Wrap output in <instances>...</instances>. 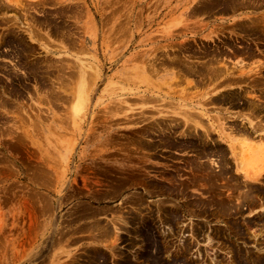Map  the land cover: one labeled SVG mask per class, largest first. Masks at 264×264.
<instances>
[{"label": "rangeland", "instance_id": "obj_1", "mask_svg": "<svg viewBox=\"0 0 264 264\" xmlns=\"http://www.w3.org/2000/svg\"><path fill=\"white\" fill-rule=\"evenodd\" d=\"M250 1L0 0V264H264V176L221 136L264 140Z\"/></svg>", "mask_w": 264, "mask_h": 264}, {"label": "bare ground", "instance_id": "obj_2", "mask_svg": "<svg viewBox=\"0 0 264 264\" xmlns=\"http://www.w3.org/2000/svg\"><path fill=\"white\" fill-rule=\"evenodd\" d=\"M245 1V0H244ZM250 1V0H249ZM256 1V0H255ZM240 2V1H239ZM259 2V1H258ZM261 2V1H260ZM250 3H251V1H250ZM253 3V2H252ZM247 4V3H246ZM261 4V3H260ZM36 5V4H35ZM40 5V4H39ZM198 5H199V3H198ZM252 5V4H251ZM253 5H256V4H254L253 3ZM259 5V4H258ZM222 6V5H221ZM233 6V5H232ZM245 6V5H244ZM232 8V7H231ZM235 8H237V7H235ZM217 9V8H216ZM233 10H234V8H232ZM240 9H241V7H240ZM244 9H245V7H244ZM214 10V9H213ZM235 11V10H234ZM232 12V11H231ZM211 13V12H210ZM192 14V13H191ZM202 14V13H201ZM204 14V13H203ZM197 15V14H196ZM233 15V14H232ZM187 18V17H186ZM251 19V18H250ZM252 19H254V18H252ZM252 19H251V21H252ZM249 20V19H248ZM35 21V20H34ZM47 21V20H46ZM185 21V20H184ZM254 21V20H253ZM253 21L251 22V24H253ZM257 22L256 23H259L258 21H260L259 20V18H258V20H256ZM262 22V21H261ZM40 23V22H39ZM264 23V22H263ZM197 24V23H196ZM250 24V23H249ZM127 25V24H126ZM195 25V24H194ZM216 25V24H215ZM218 25V24H217ZM247 25V24H246ZM119 26V25H118ZM250 26V25H249ZM257 26V25H256ZM121 27V26H120ZM251 27H252V25H251ZM261 27V26H260ZM249 28V27H248ZM34 29H36V31H37V28H34ZM193 29V28H192ZM258 29V28H257ZM66 30V29H65ZM191 30V29H190ZM35 31V30H34ZM63 31H64V29H63ZM183 31V30H182ZM221 31V30H220ZM242 31H243V29H242ZM62 32V31H61ZM223 32V31H222ZM12 33V32H11ZM14 33V32H13ZM31 33V32H30ZM38 33V32H37ZM60 33V32H59ZM67 33V32H66ZM65 33V34H66ZM210 33V32H209ZM250 33V32H249ZM264 33V32H263ZM16 35V34H15ZM61 35V34H60ZM63 35V34H62ZM69 35V34H68ZM35 36H38V35H35ZM66 36V35H65ZM31 37H33V35H32V33H31ZM185 40V39H184ZM188 40V39H187ZM15 45V44H14ZM18 45V44H17ZM19 47V46H18ZM184 48V47H183ZM198 49V48H197ZM217 49V48H216ZM33 50V49H32ZM200 50H201V48H200ZM218 50V49H217ZM199 51V50H198ZM24 52V51H23ZM186 52V51H185ZM243 52V51H242ZM174 53V52H173ZM190 53V52H189ZM234 53V52H233ZM241 53V52H240ZM255 53V52H254ZM253 53V54H254ZM157 54V53H156ZM174 54H176V53H174ZM215 54V53H214ZM232 54V53H231ZM171 55V54H170ZM177 55V54H176ZM190 55V54H189ZM189 55L187 56V57H189ZM193 55H195V54H193ZM204 55V54H203ZM202 55V56H203ZM226 55V54H225ZM233 55H235V54H233ZM175 56V55H174ZM182 56V55H181ZM196 56H197V54H196ZM199 56V55H198ZM211 56H213V55H211ZM236 56H239V54H237V55H235V57ZM242 56V55H241ZM244 56V55H243ZM246 56V55H245ZM248 56V55H247ZM251 56V55H250ZM168 57V56H167ZM194 57V56H193ZM206 57V56H205ZM214 57H215V55H214ZM218 57H219V59H220V57L221 58H223V55L222 56H219L218 55ZM229 57V56H228ZM231 57V56H230ZM173 58H177V56L176 57H173ZM190 58H191V56H190ZM197 58V57H196ZM207 58H209L208 56H207ZM207 58L205 59V60H207ZM213 58V57H212ZM225 58H227V57H225ZM246 58V57H245ZM140 59V58H139ZM180 59V58H179ZM185 59V58H184ZM204 59V58H203ZM203 59H202V61H203ZM174 60V59H173ZM176 60V59H175ZM186 60V59H185ZM201 60V59H200ZM214 60H215V58H214ZM224 60V59H223ZM171 61V60H170ZM169 61V62H170ZM187 62L189 61L188 59L186 60ZM185 61V62H186ZM193 61H195V60H192V62ZM146 62V61H145ZM179 62V61H178ZM180 62H181V60H180ZM186 62V67H188L187 66V64L189 63H187ZM191 62V61H190ZM196 62V61H195ZM198 62V61H197ZM196 62V63H197ZM207 62V61H206ZM208 62H210V61H208ZM216 62H218V63H215L216 65L217 64H219L220 65V62H221V60H219L218 61V58H217V61ZM241 62V61H240ZM52 63V62H51ZM182 63H184V62H182ZM195 63V64H196ZM205 63V62H204ZM223 63V61L221 62V64ZM226 63V62H225ZM228 63V62H227ZM230 63V62H229ZM190 64V63H189ZM188 64V65H189ZM201 63L199 62V65H200ZM203 64V63H202ZM210 64H212V66L214 65V63L211 61V63ZM209 64V65H210ZM146 65V64H145ZM169 65V64H168ZM190 65H192V64H190ZM189 65V67H192V66H190ZM204 65H206V64H204ZM209 65H207V66H209ZM224 65V64H223ZM228 65V64H227ZM170 66V65H169ZM173 66V65H172ZM171 66V67H172ZM211 66V65H210ZM211 66V69H213V67ZM222 66V65H221ZM236 65H234L233 67H235ZM238 66V65H237ZM250 66V65H249ZM21 67V66H20ZM23 67V66H22ZM178 67V66H177ZM217 69H216V71L218 70V69H221L222 71H223V69H222V67H218V66H215ZM228 67V66H227ZM226 67V68H227ZM239 67V66H238ZM238 67H237V69H238ZM241 67H243V66H241ZM241 67H239L240 69H241ZM252 67V66H251ZM178 68H180V67H178ZM185 68V67H184ZM231 68V67H230ZM244 68V67H243ZM242 68V69H243ZM259 68H261V67H259ZM195 69H196V67H195ZM208 69V68H207ZM210 69V68H209ZM210 69V70H211ZM262 69V68H261ZM42 70V69H41ZM179 70V69H178ZM199 70V69H198ZM210 70H208V71H210ZM220 70V71H221ZM229 70V69H228ZM181 71H182V69H181ZM191 71V70H190ZM212 71V70H211ZM214 71H215V69H214ZM221 71V72H222ZM238 71V70H237ZM243 71H244V69H243ZM256 71V70H255ZM185 72V71H184ZM196 72V71H195ZM204 72V71H203ZM206 73H207V71H205ZM221 72H220V75H222L223 74V72H222V74H221ZM230 72V71H229ZM240 72H242V70L240 71ZM182 73V72H181ZM193 73V72H192ZM197 73V72H196ZM195 73V74H196ZM202 73V72H201ZM209 73V72H208ZM207 73V74H208ZM217 73H218V71H217ZM234 73V72H233ZM244 73V72H243ZM258 73V72H257ZM180 74V73H179ZM185 74V73H184ZM184 74H182V75H184ZM190 74V73H189ZM194 74V75H195ZM200 74V73H199ZM198 74V75H199ZM214 73H212L211 74V76L213 75ZM216 74V73H215ZM42 75H44V74H42ZM204 75H206V74H204ZM210 75V74H209ZM218 75H219V73H218ZM217 74L215 75V76H218ZM224 75V74H223ZM222 75V76H223ZM27 76V75H26ZM184 76H186V75H184ZM202 76V75H201ZM200 76V77H201ZM214 76V77H215ZM204 77V76H203ZM208 77V76H207ZM206 77V78H207ZM210 77V76H209ZM208 77V78H209ZM213 76H212V78H214ZM215 78H217L218 79V77H215ZM229 78V77H228ZM201 79V81H203L202 80V78H200ZM199 79V80H200ZM204 79V78H203ZM210 79V78H209ZM208 79V80H209ZM205 80V79H204ZM231 80V79H230ZM213 81H215V80H213ZM227 81V80H226ZM237 82V81H236ZM223 83V82H222ZM175 84V83H174ZM198 84V83H197ZM81 88H83V86L81 87ZM214 89V88H213ZM83 89H81V91H82ZM84 91V90H83ZM82 91V92H83ZM4 92V91H3ZM6 92V91H5ZM249 92V91H248ZM205 93V92H204ZM7 94H9V93H7ZM84 94V93H83ZM82 94V95H83ZM227 94V93H226ZM248 94V93H247ZM260 94V93H259ZM263 94V93H262ZM224 95V94H223ZM261 95V94H260ZM6 96V95H5ZM60 96V95H59ZM264 96V95H263ZM146 97V96H145ZM203 97V96H202ZM211 97V96H210ZM209 97V95H208V99L210 98ZM224 97V96H223ZM6 98V97H5ZM85 98V97H84ZM148 98V100H149V98L150 97H146V99ZM161 98V97H160ZM172 98V97H171ZM205 98V97H204ZM221 98V97H220ZM263 98V97H262ZM83 99V98H82ZM86 99V98H85ZM84 99V100H85ZM201 99V98H200ZM207 99V98H206ZM224 99V98H223ZM229 99V98H228ZM222 100V99H221ZM10 101V100H9ZM12 101V100H11ZM142 101H143V99H142ZM157 101V100H156ZM202 101V100H201ZM208 101V100H207ZM212 100L211 99H209V102H211ZM229 101V100H228ZM252 101V100H251ZM258 101V100H257ZM0 102H2L1 100H0ZM202 102H204L205 103V101H204V99H203V101ZM217 102V101H216ZM219 102H220V100H219ZM225 102V101H224ZM7 103V102H6ZM81 103H82V101H81ZM166 103V102H165ZM212 104H217V103H213V102H211ZM246 103V102H245ZM53 104V103H52ZM174 104V103H173ZM210 104V103H209ZM219 104V103H218ZM225 104H226V102H225ZM224 104V105H225ZM15 105V104H14ZM170 105H171V103H170ZM207 105V104H206ZM220 105V104H219ZM252 105H256V104H252ZM251 105V106H252ZM12 106H13V104H12ZM178 106V105H177ZM257 106V105H256ZM256 106H254V108H256ZM263 106V105H262ZM264 107V106H263ZM175 108H176V106H175ZM198 108V107H197ZM202 108V107H201ZM253 108V109H254ZM251 109V108H250ZM260 109V108H259ZM158 110V109H157ZM189 110V109H188ZM193 110H195V113L196 114H198V116H196V115H193L194 113H191L193 116H196V117H199V115L201 116V117H203V120H204V117L206 118V116H205V113H203L204 111H201V110H198V109H192L191 111H193ZM153 111V110H152ZM160 111V110H159ZM165 111V110H164ZM169 111V110H168ZM156 112V111H155ZM171 112V111H170ZM256 113H257V111H255ZM258 112H260V111H258ZM262 112V111H261ZM260 112V113H261ZM180 113H183L182 111L180 112ZM186 113H188L187 111H186ZM186 113L184 114V115H186ZM191 114H190V116H189V114H187L186 116H182L186 121H188V119H187V117L189 116V117H192L191 116ZM252 114H254L253 112H252ZM259 114V113H258ZM256 114H254V116H255ZM241 116V115H240ZM239 116V117H240ZM257 116V115H256ZM188 117V118H189ZM247 117H249V116H247ZM262 117V116H261ZM171 118H172V116H171ZM176 118H179V117H176ZM195 117H193V118H189V119H194ZM225 118V117H224ZM161 119V118H160ZM160 119H158L159 121H160ZM167 119V118H166ZM200 119V118H199ZM157 120V121H158ZM162 120H164V119H161V121ZM211 120V119H210ZM134 121V120H133ZM152 121V120H151ZM151 121H149V122H151ZM166 121V120H165ZM168 121H169V119H168ZM171 121V120H170ZM169 121V122H170ZM172 121H175L174 119L172 120ZM178 121H180V119L178 120ZM183 120H181L180 122H182ZM194 121V120H193ZM205 121V120H204ZM148 122V123H149ZM153 122V121H152ZM167 122V121H166ZM207 122V121H206ZM212 122V121H211ZM147 123V124H148ZM164 123V122H163ZM175 123V122H174ZM191 123V122H190ZM190 123H188V124H186V125H189L190 126ZM196 123V125L198 126V127H200L201 129H203V130H205L204 129V127L202 126V125H200L199 123H198V121H196L195 122ZM146 124V125H147ZM150 124V123H149ZM148 124V125H149ZM161 124V123H160ZM165 124V123H164ZM170 124V123H169ZM168 124V125H169ZM181 124H184L183 122L181 123ZM191 124H193V123H191ZM203 124H205L206 125V123H203ZM213 124V123H212ZM220 124V123H219ZM238 124V123H237ZM250 124L252 125V123L250 122ZM262 124V123H261ZM152 125V124H151ZM163 125V124H162ZM210 125V124H209ZM223 125V124H222ZM239 126H240V123L238 124ZM254 125V124H253ZM256 125V124H255ZM254 125V126H255ZM257 125H259V124H257ZM156 126V125H155ZM194 126L195 125H193V127L192 126H190V127H192V128H194ZM196 126V127H197ZM229 126V125H228ZM228 126H222V130H221V136L222 137H224L225 138V141H226V143H228V146H229V148H230V151H231V155H232V160H233V162L232 163H234V168H235V173H236V175L238 176V177H241V181H243V183L242 184H244V183H254V181H257V180H260L261 178H263V176L264 175H262L263 174V172H264V157L262 156H260L259 155V153L262 155L263 154V152H264V140H262L263 139V137L262 136H260L261 138L259 139V141L261 142L260 143V145H255V144H252V143H249L247 140H248V137H245V138H247V139H243V142L242 141H238V139L235 137V135H236V133L235 134H233V128H232V130L230 129V130H228ZM232 126H233V123H232ZM246 126H248V124L246 125ZM253 126V127H254ZM145 128H146V126H144ZM158 128H159V126H157ZM156 127V128H157ZM164 128L165 127H168V126H163ZM186 127V126H185ZM197 127V128H198ZM207 127H208V125H207ZM210 127V126H209ZM208 127V128H209ZM214 127V126H213ZM243 127V126H242ZM241 127V128H242ZM163 128V129H164ZM187 128V127H186ZM186 128L184 129V130H186ZM217 128V127H216ZM241 128H239L240 129V131H241ZM250 128V127H249ZM148 129H150V128H148ZM163 129H160V130H163ZM171 129V128H170ZM188 129V128H187ZM200 129V130H201ZM210 129V128H209ZM218 129V128H217ZM235 129V128H234ZM236 129H237V126H236ZM235 129V130H236ZM253 129V128H252ZM252 129H250V130H252ZM255 129V128H254ZM159 130V131H160ZM173 130V129H172ZM179 131H180V129H178ZM177 130V131H178ZM243 130V129H242ZM8 131V130H7ZM134 131V130H133ZM149 131H151V129L149 130ZM152 131H154V130H152ZM151 131V132H152ZM163 131H165V130H163ZM187 131H191V130H187ZM197 131V130H196ZM209 131H211V130H209ZM208 131V132H209ZM217 131V130H216ZM246 131H248V129H246ZM245 131V132H246ZM138 132V131H137ZM175 132V131H174ZM192 132V131H191ZM212 132V131H211ZM210 132V133H211ZM237 132H239V131H237ZM154 133H155V131H154ZM169 133H170V131H169ZM169 133H168V135H169ZM179 133V132H178ZM186 133V132H185ZM210 133L208 134V135H210ZM212 133H214V132H212ZM244 135H245V133L244 132H242ZM248 133V132H247ZM246 133V134H247ZM141 134V133H140ZM139 134V135H140ZM163 134V133H162ZM184 134V133H183ZM242 134V135H243ZM251 134V131H250V133H249V135ZM253 134H254V132H253ZM143 135V134H142ZM158 135V134H157ZM181 135V134H180ZM196 135H198V134H196ZM239 135H240V132H239ZM241 135V136H242ZM244 135H243V137H244ZM249 135H247V136H249ZM136 136V135H135ZM141 136V135H140ZM172 136V135H171ZM176 136V135H175ZM187 136L189 137L190 135H188V133H187ZM246 136V135H245ZM251 136V135H250ZM19 137V136H18ZM146 137V136H145ZM150 137V136H149ZM180 137V136H179ZM182 137V136H181ZM183 137H184V135H183ZM197 137V136H196ZM199 137H202V136H199ZM205 137H207V136H205ZM204 137V138H205ZM221 137V138H222ZM139 138V137H138ZM137 138V139H138ZM159 138V137H158ZM212 138V137H211ZM210 138V139H211ZM215 138V137H214ZM250 139V138H249ZM140 140V139H139ZM145 140V139H144ZM159 140H161V139H159ZM199 140V139H198ZM205 140V139H204ZM213 140V139H212ZM147 141V140H146ZM162 141V140H161ZM160 141V142H161ZM206 141V140H205ZM205 141H204V143H205ZM221 141V140H220ZM219 141V142H220ZM133 142H134V140H133ZM148 142H149V140H148ZM163 142V141H162ZM209 142V141H208ZM216 142V141H215ZM222 142V141H221ZM218 143V142H217ZM225 143V144H226ZM134 144H136V142H134ZM139 145V144H138ZM136 146H137V144H136ZM142 146V145H141ZM140 146V147H141ZM227 146V145H226ZM177 148V147H176ZM199 148V147H198ZM193 149V148H192ZM210 150V149H209ZM215 150V149H214ZM216 151V150H215ZM229 151V150H228ZM230 151H229V153H230ZM220 152V151H219ZM213 153V152H212ZM204 154H205V152H204ZM217 154H218V152H217ZM220 154V153H219ZM197 155V154H196ZM196 155L194 156V157H196ZM199 155V154H198ZM212 155V154H211ZM208 156V155H207ZM219 156H221V154L219 155ZM214 157H216V156H214ZM207 158H209V157H207ZM201 159V158H200ZM211 159V158H210ZM209 159V160H210ZM198 160V159H197ZM204 160H208V159H204ZM231 160V161H232ZM196 162V161H195ZM202 162V161H201ZM210 162H211V160H210ZM213 162V161H212ZM217 162V161H216ZM199 163V162H198ZM227 163V162H226ZM231 163V164H232ZM200 165V164H199ZM220 165V164H219ZM218 165V166H219ZM226 165V164H225ZM229 165V164H228ZM228 165H226V166H228ZM201 166H202V164H201ZM215 166V165H214ZM214 166H210V167H208V169H207V171H209L210 169L209 168H211V167H214ZM204 167V166H203ZM192 168V167H191ZM194 168V167H193ZM197 168V167H196ZM217 168H219V167H217ZM220 168H221V166H220ZM226 168V167H225ZM213 169V168H212ZM214 169H216V168H214ZM222 169V168H221ZM192 170V169H191ZM217 170V169H216ZM193 171V170H192ZM191 171V173H193ZM206 171V170H205ZM214 171V170H213ZM234 171V170H233ZM202 172H204V171H202ZM222 172V171H221ZM224 172V171H223ZM208 173H210V172H208ZM213 173V172H212ZM139 174V173H138ZM200 174V173H199ZM217 174V173H216ZM224 174H226V172L224 173ZM232 174V173H231ZM148 175V174H147ZM206 175V177H207V174H205ZM146 176V175H145ZM194 176H196V172H195V175ZM198 176V175H197ZM35 177V176H34ZM170 177V176H169ZM203 177V176H202ZM206 177H205V179H206ZM221 177H222V175H221ZM225 177H227L226 175H225ZM216 178V177H215ZM133 179V178H132ZM167 179V178H166ZM175 179V178H174ZM203 180V179H202ZM222 181H224L223 179H221ZM138 181V180H137ZM170 181V180H169ZM238 181V180H237ZM241 181H240V183H241ZM127 182V181H126ZM135 182V181H134ZM176 182V181H175ZM178 182V181H177ZM203 182H204V184H205V181L203 180ZM212 182V181H211ZM215 182V181H214ZM128 183V182H127ZM133 183V182H132ZM193 183V182H192ZM217 183H218V181H217ZM238 183V182H237ZM198 184V183H197ZM140 185V184H139ZM196 185V184H195ZM227 185H229V183L227 184ZM194 186V185H193ZM206 186V185H205ZM213 186V185H212ZM215 186V185H214ZM225 186H226V184H225ZM225 186H223V187H225ZM190 187V186H189ZM192 187V186H191ZM190 187V188H191ZM147 188V187H146ZM149 188V187H148ZM182 188V187H181ZM187 188V187H186ZM206 188V187H205ZM245 188H246V185H245ZM156 189V188H155ZM154 189V190H155ZM158 189V188H157ZM164 189V188H163ZM162 189V190H163ZM178 189V188H177ZM208 189V188H207ZM210 190L212 189L211 187L209 188ZM208 189V190H209ZM217 189V188H216ZM220 189H222V188H220ZM231 188L229 187V190H230ZM234 189H235V187H234ZM253 189V188H252ZM152 189H150V191H151ZM159 190H161V189H159ZM161 190V191H162ZM179 190V189H178ZM186 190V189H185ZM218 190V189H217ZM223 190V189H222ZM245 190V189H244ZM176 191V190H175ZM180 191H181V189H180ZM187 191V190H186ZM214 191V190H213ZM231 191V190H230ZM229 191V192H230ZM240 191V190H239ZM239 191H237V192H239ZM170 192V191H169ZM185 192V191H184ZM167 193V192H166ZM179 193V192H178ZM218 193V192H217ZM220 193V192H219ZM224 193V192H223ZM226 193V192H225ZM231 193H232V191H231ZM241 193V192H240ZM244 193H246V192H244ZM243 193V194H244ZM247 193H249V192H247ZM181 194V193H180ZM242 194V193H241ZM169 195V194H168ZM181 195H183V194H181ZM226 195V194H225ZM227 195H228V193H227ZM237 196H239V194L237 193L236 194ZM253 195H254V193H253ZM170 196V195H169ZM236 196V197H237ZM242 196H244V195H242ZM248 196V195H247ZM247 196H246V199H247ZM218 197H221V196H218ZM240 198V197H239ZM244 198H245V196H244ZM244 198H242V199H244ZM254 198V197H253ZM253 198H251V199H253ZM224 199V198H223ZM237 199V198H236ZM249 200H250V198H248ZM135 200V199H134ZM211 200H212V198H211ZM221 200H222V198H221ZM220 200V201H221ZM245 200V199H244ZM254 201H256L255 199H253ZM146 201V200H145ZM219 201V202H220ZM239 201V200H238ZM139 202V201H138ZM212 202V201H211ZM146 203V202H145ZM142 204V203H141ZM174 204H176V203H174ZM193 204H196V203H193ZM144 205V204H143ZM208 204H206V205H204L205 207L207 206ZM213 205V204H212ZM203 206V205H202ZM171 207V206H170ZM199 207V206H198ZM231 207V206H230ZM234 207V206H233ZM242 207V206H241ZM99 209V208H98ZM178 209V208H177ZM243 209V208H242ZM147 210V209H146ZM145 210V211H146ZM164 210H165V208H164ZM163 210V211H164ZM175 210V209H174ZM191 210V209H190ZM224 210V209H223ZM212 211V210H211ZM213 211H214V209H213ZM220 211V210H219ZM222 211V210H221ZM165 212V211H164ZM162 213V212H161ZM167 213V212H166ZM180 213V212H179ZM219 213V212H218ZM244 213V212H243ZM168 214V213H167ZM147 215V214H146ZM149 215V214H148ZM162 215V214H161ZM145 216V215H144ZM144 216H142V218L144 217ZM207 216V215H206ZM205 216V217H206ZM152 217V216H151ZM150 217V218H151ZM174 218V217H173ZM178 218V217H177ZM168 219V218H167ZM180 219V218H179ZM179 219H177V220H179ZM171 220V219H170ZM174 221V220H173ZM175 221H176V219H175ZM163 222V221H162ZM154 223V222H153ZM168 223V222H167ZM240 223V222H239ZM93 225V224H92ZM134 226V225H133ZM136 226H138V225H136ZM156 226V225H155ZM231 226V225H230ZM237 226V225H236ZM135 227V226H134ZM158 227V226H157ZM108 229V228H107ZM135 229V228H134ZM158 229V228H157ZM107 231V230H106ZM110 231V230H109ZM172 232V231H171ZM174 232V231H173ZM111 235V234H110ZM161 235H162V233H161ZM118 236V235H117ZM143 238V237H142ZM165 238V237H164ZM139 239H141V238H139ZM143 241V240H142ZM166 241L168 242V240H166L165 239V243H166ZM162 242V241H161ZM44 244V243H43ZM169 244V243H168ZM45 245V244H44ZM46 247V246H45ZM164 247H165V245H164ZM190 247V246H189ZM154 251V250H153ZM90 253V252H89ZM88 253V254H89ZM165 255V254H164ZM168 255H170V254H168ZM93 256V255H92ZM121 256V255H120ZM135 256H137V255H135ZM134 257V256H133ZM170 258V257H169ZM93 259V258H92ZM132 259V258H131ZM141 259V258H140ZM96 260V259H95ZM94 260V261H95ZM99 260V259H98ZM101 260V259H100ZM89 263V262H88ZM147 263V262H146ZM71 264V263H70ZM91 264V263H90Z\"/></svg>", "mask_w": 264, "mask_h": 264}]
</instances>
